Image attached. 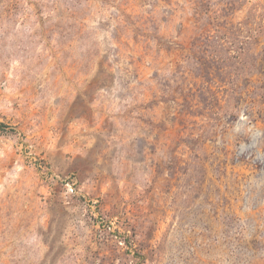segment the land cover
Returning a JSON list of instances; mask_svg holds the SVG:
<instances>
[{
    "label": "rangeland",
    "instance_id": "374dc122",
    "mask_svg": "<svg viewBox=\"0 0 264 264\" xmlns=\"http://www.w3.org/2000/svg\"><path fill=\"white\" fill-rule=\"evenodd\" d=\"M0 264H264V0H0Z\"/></svg>",
    "mask_w": 264,
    "mask_h": 264
}]
</instances>
